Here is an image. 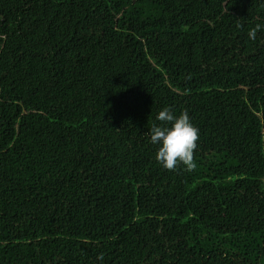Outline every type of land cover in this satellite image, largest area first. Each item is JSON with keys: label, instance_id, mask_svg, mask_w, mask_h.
Instances as JSON below:
<instances>
[{"label": "trees", "instance_id": "obj_1", "mask_svg": "<svg viewBox=\"0 0 264 264\" xmlns=\"http://www.w3.org/2000/svg\"><path fill=\"white\" fill-rule=\"evenodd\" d=\"M258 24L264 0H0V264H264ZM164 107L190 171L155 159Z\"/></svg>", "mask_w": 264, "mask_h": 264}, {"label": "clouds", "instance_id": "obj_2", "mask_svg": "<svg viewBox=\"0 0 264 264\" xmlns=\"http://www.w3.org/2000/svg\"><path fill=\"white\" fill-rule=\"evenodd\" d=\"M240 27V25H237ZM264 29V25H256L247 32L248 39L255 41L257 32ZM158 124H153L150 130V142L158 145L155 154L156 161L166 170H175L184 165L186 170L196 167L194 152L200 139L199 129L191 122L187 111L179 115L174 114L171 107H164L155 117ZM103 260V256L97 257Z\"/></svg>", "mask_w": 264, "mask_h": 264}]
</instances>
